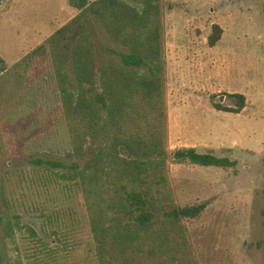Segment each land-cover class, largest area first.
I'll return each mask as SVG.
<instances>
[{
    "label": "rangeland",
    "instance_id": "obj_1",
    "mask_svg": "<svg viewBox=\"0 0 264 264\" xmlns=\"http://www.w3.org/2000/svg\"><path fill=\"white\" fill-rule=\"evenodd\" d=\"M221 1L226 3L204 7L202 14L192 12L197 5L188 4L184 11L181 4L162 1L167 176L177 206L204 205L198 217L183 220L195 264H264V0ZM77 14L67 0H0V58L5 63L0 67V211L13 221L20 216L21 225L14 229V242L0 244L12 263L21 258L27 264H95L85 228L80 235L66 234V225L55 229L40 216L45 196L30 164L33 154L67 147V138L57 89L40 77L41 60L28 56ZM213 20L222 21L225 37L238 32L248 39L244 77L253 83L248 90L251 103L231 121L210 104L214 96V101L234 107L225 94L242 87L238 69L228 70L221 60L228 47L224 40L212 51L203 49L205 26ZM177 114L187 115L182 129L187 142L203 137L210 127L207 134L214 136L227 124L243 130L248 151L236 150L233 156L222 151L219 157L236 161L232 167L208 170L175 162L173 153L183 144ZM211 188L216 198L204 196ZM194 194L203 198L195 200ZM26 224L35 227L38 239Z\"/></svg>",
    "mask_w": 264,
    "mask_h": 264
},
{
    "label": "trees",
    "instance_id": "obj_2",
    "mask_svg": "<svg viewBox=\"0 0 264 264\" xmlns=\"http://www.w3.org/2000/svg\"><path fill=\"white\" fill-rule=\"evenodd\" d=\"M67 1L78 14L28 56L50 68L46 79L57 89L67 138L61 151L30 156L45 196L38 212L55 229L66 225V234L80 235L85 228L95 264H195L183 220L198 217L204 205L177 206L168 182L160 0ZM222 31L212 24L210 47ZM225 96L235 106L211 96L216 110L239 113L246 106L242 94ZM173 159L223 168L236 164L192 147L178 148ZM18 217L13 221L0 211L1 244L14 242ZM25 227L38 239L35 227ZM1 244L0 264H27L9 261Z\"/></svg>",
    "mask_w": 264,
    "mask_h": 264
},
{
    "label": "crops",
    "instance_id": "obj_3",
    "mask_svg": "<svg viewBox=\"0 0 264 264\" xmlns=\"http://www.w3.org/2000/svg\"><path fill=\"white\" fill-rule=\"evenodd\" d=\"M162 1L160 0L161 6H162V22H163V5H162ZM171 2H176L177 4H181L183 6V10H186V5L188 4H193V5H197V8L194 9L195 14H202L204 7H208V6H220L222 3H226L225 1L222 2L221 0H168ZM212 12H215V8L212 9ZM212 24H218L221 28H222V36L220 38V40L218 41V43L213 46L210 47L207 44V38L211 32V26ZM164 23H163V44H164ZM226 36V29L224 28V25L222 23V21H218V20H213L211 21L208 25L205 26V36H204V50H208L212 51V49L216 46H218L219 42H221L222 40L225 41V44L228 46L226 51L224 52L223 57L221 58V60H223L224 64L226 67H228V70H232L234 67L235 69L239 71L240 74V84L242 85V87L240 86L239 89H235V90H231V91H227L226 93H239L244 95L245 99H246V103L250 104L251 101L248 98V90L250 89V86L253 84L250 83V80H248L247 77H244L246 72L249 70V51H248V39L247 38H243V37H239L238 36V32H235L234 35L230 34ZM264 55V52H262ZM212 63L215 64V61H217V59H213ZM39 68H40V74L41 72H44V74L42 76H40L41 78H45L46 79V75L48 72V69L50 70L48 64H46V62H43L41 64H39ZM46 72H45V71ZM244 78V79H243ZM220 92V91H216L215 93ZM211 104V102H210ZM247 104L245 107H243V109L239 112V113H234V112H228V111H223V110H216L212 104V108L216 111L215 113L217 115H222L223 118H226L228 121H231L233 116H239L241 115V113H243L246 108H247ZM187 115L181 116L179 117V115L177 114V119H178V124L180 125L179 128V134L182 136V140H183V144L182 147H192L195 148L197 152L200 153H205V152H210L213 153L214 155H222V151H226L229 153H232L231 156H233L234 151L236 150H240V151H248V147L247 145L243 143L244 138H246V136H243V130L242 129H238V128H233L231 126H228L227 124H223L222 129L218 132L215 131V135L212 136L211 135V131L209 132V134H207V131L209 129H212V127L208 128L206 131V134L203 137H197L196 139H193L192 141L187 142L186 139L184 138L183 134H182V129L184 128V122L187 119L186 117ZM183 121V122H182ZM181 147V148H182ZM216 155V156H217ZM190 164V163H189ZM190 165H196V164H190ZM212 166H207V169L210 170ZM217 167V166H216ZM223 168V167H221ZM177 179L179 180H184L183 178H181L180 176L177 177ZM193 181H199L200 179H192ZM208 184H212V182L208 181ZM212 186V185H211ZM217 193L214 192V190L211 188V190L208 193H205L204 196L206 197H211V198H216ZM203 198L202 195L196 196L195 194L193 195V199L200 201Z\"/></svg>",
    "mask_w": 264,
    "mask_h": 264
}]
</instances>
